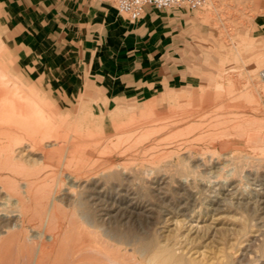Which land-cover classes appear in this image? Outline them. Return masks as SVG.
I'll return each instance as SVG.
<instances>
[{"label":"rangeland","instance_id":"374dc122","mask_svg":"<svg viewBox=\"0 0 264 264\" xmlns=\"http://www.w3.org/2000/svg\"><path fill=\"white\" fill-rule=\"evenodd\" d=\"M189 13L192 40L181 53L174 80L148 83L120 98L101 87L95 92L88 75L74 91L77 70L89 73L92 61L63 60L65 45L53 44L55 34H45L41 28L8 27L0 13V105L8 104L11 111L13 104L26 108V114L32 112L27 109L30 105L59 127L67 140L72 135L82 141L100 138L97 145L85 149L49 140L53 154L43 163L40 154L45 147H27L30 141L39 143L37 132L19 130L20 123L18 128L0 125V159L5 151L24 153L22 161L12 163L17 166L25 164L27 155L31 159L27 168L21 165L24 172L19 167L18 174L24 175L12 174L13 182L33 180L29 199H21L17 211H2L0 206V247L7 246L0 251V263L149 264L146 260L158 250L164 264H187L195 253H205L214 261L226 255L223 264H264V0H206ZM21 81L43 98L24 91ZM80 105L89 106L93 120L109 122L95 128L75 123L67 111ZM114 110L120 114L112 118ZM110 158L125 169L114 178L106 174ZM56 166L65 167L63 174L80 176L78 187L72 190L59 181L58 172L52 170ZM232 168L236 177L226 179ZM147 171L152 172L148 177L143 174ZM184 178L188 183L182 182ZM23 209L30 212L22 213ZM243 221L248 228L242 231ZM22 229L52 232L56 245L48 250L47 244L32 242L28 230L24 234ZM10 245L16 250L13 257H9ZM40 245L45 255L30 259ZM24 246L25 257L21 256ZM141 247L146 255L139 252Z\"/></svg>","mask_w":264,"mask_h":264},{"label":"crops","instance_id":"0c3cea01","mask_svg":"<svg viewBox=\"0 0 264 264\" xmlns=\"http://www.w3.org/2000/svg\"><path fill=\"white\" fill-rule=\"evenodd\" d=\"M0 13L8 27L41 28L45 34H55L53 44L65 45L63 60L92 61L89 73L77 70L78 88L74 91L80 90L88 75L93 77L95 92L101 87L119 98L148 83L174 80L181 53L192 40L193 26L186 9L160 11L146 7L139 19L130 21L117 13L113 0H0ZM21 83L24 91L43 98L32 86ZM118 114L114 110L111 117ZM67 117L75 123L92 124L93 128L109 122L93 120L88 105L67 111Z\"/></svg>","mask_w":264,"mask_h":264},{"label":"bare ground","instance_id":"6f19581e","mask_svg":"<svg viewBox=\"0 0 264 264\" xmlns=\"http://www.w3.org/2000/svg\"><path fill=\"white\" fill-rule=\"evenodd\" d=\"M261 76V75H260ZM263 76V75H262ZM261 76V77H262ZM264 77V76H263ZM4 80V79H3ZM1 82H2V80H1ZM8 85H10V84H8ZM13 87V86H12ZM15 87V86H14ZM16 94V93H15ZM23 99V98H22ZM20 100H21V98H20ZM27 100V99H26ZM1 101V100H0ZM219 101V100H218ZM3 102V101H2ZM6 102V101H5ZM4 102V103H5ZM11 102V101H10ZM28 102V101H27ZM7 103V102H6ZM3 104V103H2ZM12 104V103H11ZM8 105V104H7ZM7 105H0V125L1 124H12V127L13 128H18L17 126H16V124L17 125H19V123H20V127H19V130H32V132L33 131H35V132H37L38 133V136H39V138H40V141H39V143L37 144V143H34V142H28L29 143V145L27 146V147H29V148H32L33 146H36V145H38V146H44L45 147V149L46 150H44V151H42L41 152V161L44 163V162H46L50 157H51V155L53 154V151H52V149L50 150V149H48L49 148V146L50 145H48L49 144V140H52V141H60L61 143H65V144H67V142H70V143H72V145L75 147V149H85V147H90V146H95V145H97L98 143H99V140H100V138H97V137H89V138H91V139H88V140H86V141H82V139L79 137V136H70L69 137V141L67 140V135H65V134H60V132H61V130L59 129V127H56V126H54V124L53 123H50V122H48V120H46L45 118H44V116L42 115V112L41 111H38V112H36V111H34V110H32V108H31V106L29 105L28 106V108L27 109H29V110H31L32 112H30V113H28V114H26L25 113V109L26 108H20V109H17V107H16V105H14L13 104V106L12 107H14V111H11V110H7L6 109V107H9V106H7ZM150 106V105H149ZM263 107V106H262ZM10 108V107H9ZM38 108V107H37ZM215 108H216V106H215ZM24 109V110H23ZM195 109V108H194ZM147 113L148 114H151V113H153L152 112V109H151V107H148V110H147ZM185 114V113H184ZM11 115H13L15 118L13 119V117L11 118ZM15 115H17V116H15ZM74 115V114H73ZM152 115V114H151ZM154 116V115H153ZM18 117V118H17ZM150 116L149 115H147V118H149ZM143 118H145V117H143ZM154 118V117H153ZM160 118V117H159ZM178 118V117H177ZM188 118V117H187ZM152 119V118H151ZM156 119H157V117H156ZM155 119V120H156ZM146 120V119H145ZM154 120V119H153ZM161 120V119H160ZM159 120V121H160ZM156 121H158V119L156 120ZM144 122V121H143ZM146 122V121H145ZM154 122V121H153ZM149 123H150V121H149ZM148 123V124H149ZM143 124V123H142ZM158 124V123H157ZM175 124V123H174ZM255 125V124H254ZM260 125V124H259ZM139 126V125H138ZM135 127V126H134ZM124 128V127H123ZM144 128V127H143ZM237 129V128H236ZM142 130V129H141ZM239 130V129H238ZM64 131V130H63ZM119 131V130H118ZM133 131V130H132ZM232 131V130H231ZM236 131V130H235ZM252 132V131H251ZM259 132V131H258ZM237 133V132H236ZM245 133V132H244ZM226 134H227V132H226ZM225 135V134H224ZM216 136V135H215ZM142 137V136H141ZM205 137V136H204ZM210 137V136H209ZM212 137H213V135H212ZM216 138V137H215ZM255 138V137H254ZM260 138V137H259ZM219 139V138H218ZM217 139V140H218ZM102 140V139H101ZM211 140V139H210ZM251 140H253V139H251ZM263 140V139H262ZM258 141V140H257ZM46 143V145H44ZM262 143V142H261ZM16 144V143H15ZM17 144H19V145H21L22 143H21V141H20V143H19V141H18V143ZM16 146V145H15ZM51 147V146H50ZM264 149V148H263ZM258 150V149H257ZM2 153L1 154H3V151H1ZM201 153V152H200ZM18 154L20 155V156H18ZM18 154H16V152H4V154L3 155H1L2 157H3V159L1 158L0 159V184H1V186L2 187H0V194L2 193L3 194V198L0 200V206H1V210L2 211H10L9 209H12V208H17L18 207V204H19V202H21L20 200L21 199H29V197H30V194H29V190H30V188L32 187L31 185H32V183H33V180L31 179V177H30V179L29 180H32V183H30L29 181H28V183L27 182H23V183H19V185H17L18 183H16V182H13L14 180L12 179V174H15V173H17V175H16V177L17 178H19V176L20 175H22L23 173L22 172H20V175L18 174L19 173V171H20V168L19 167H21V168H23L22 166H24L25 164H26V162H28L29 163V159H30V157L27 155L26 156V158L28 159H25L23 162H25V164H21L20 166H17L19 163H14V164H12L13 162H15L16 160H18L19 162L20 161H22L23 159V157H24V153H22V152H19ZM27 154V153H26ZM208 154V153H207ZM37 155V154H36ZM202 155V154H201ZM25 158V157H24ZM221 158V157H220ZM247 158V157H246ZM31 160V159H30ZM17 161V162H18ZM60 161V160H59ZM109 162L108 163H112V165H109V166H107V168H106V171H107V176L108 177H111V178H114V177H116L117 176V171L118 170H120L121 169V167L120 166H117V165H115L113 162H112V160H111V158H110V160H108ZM213 161V160H212ZM38 162V161H37ZM26 165H28V164H26ZM25 165V168H27L28 166H26ZM40 165V164H39ZM43 165V164H42ZM41 165V166H42ZM223 165V164H222ZM225 165V164H224ZM31 166H33V165H31ZM31 166H29V167H31ZM35 166V165H34ZM36 167V166H35ZM67 167V166H66ZM210 167V166H209ZM25 168H23V169H21L22 171L23 170H25ZM41 168V167H40ZM65 168V167H64ZM64 168L63 167H58V166H56V168H52V170L53 171H56V172H58L57 174H56V178L59 180V181H61V182H63V184H65V185H67V187L69 188V189H75V188H77L78 187V183L80 182L79 181V177L78 176H76V175H70V174H63V170H64ZM29 169H32V168H29ZM28 169V170H29ZM221 169H223V168H221ZM220 169V170H221ZM37 170V169H36ZM40 170V169H39ZM46 170H48V169H46ZM38 171V170H37ZM41 171V170H40ZM125 171V169L124 168H122L121 169V173H123ZM24 172V171H23ZM29 172V171H28ZM27 172V173H28ZM32 172V171H31ZM211 172V171H210ZM236 169L235 168H232V169H230L228 172H227V177H226V179H228V178H230V177H234L235 175H236ZM26 172H25V176H26V174H27ZM36 174V173H38V172H33L32 173V175L33 174ZM186 173V172H185ZM29 174V173H28ZM143 174L146 176V177H148V176H150L151 174H152V172L151 171H147V172H143ZM212 174V173H211ZM24 175V174H23ZM31 176V175H30ZM39 176V175H38ZM41 176V175H40ZM244 176V175H243ZM13 177H14V175H13ZM21 177V176H20ZM27 177L29 178V176L27 175ZM35 177H36V175H35ZM48 177V176H47ZM217 177H219V176H216V178ZM236 177V176H235ZM15 178V177H14ZM36 178H38V177H36ZM40 178V177H39ZM46 178V177H45ZM21 179H24V178H21ZM27 179V178H26ZM25 179V180H26ZM34 180H35V178H34ZM40 180V179H39ZM43 181V180H42ZM244 181V180H243ZM40 182V181H39ZM182 182L183 183H188V180L187 179H185L184 178V180H182ZM34 183H35V181H34ZM38 183V182H37ZM195 183V182H194ZM49 184V183H48ZM209 184H211V182H209ZM227 184V180H225V181H223V185H226ZM5 187V188H4ZM44 188V187H43ZM32 189H33V187H32ZM60 189V188H59ZM31 191H34V190H31ZM37 191V190H36ZM65 191V190H64ZM46 192V191H45ZM66 194H69V192H68V190L66 189V192H65ZM32 196H34V193H33V195ZM36 196H39V197H42L41 196V194L39 195V194H37ZM39 197H37L38 199H39ZM47 197V196H46ZM36 197H34L32 200H33V203H37L36 202ZM34 200H35V202H34ZM39 201V200H38ZM47 201V200H46ZM233 201V200H232ZM31 202V201H30ZM22 203V202H21ZM25 204V207L27 208V206L28 205H31V204H29V201L27 202V206H26V203H24ZM40 204V203H39ZM49 204V203H48ZM46 205V204H45ZM34 206V205H33ZM19 207H21V206H19ZM29 207V206H28ZM15 208V209H16ZM24 208V207H23ZM37 208V207H36ZM18 209H20V208H18ZM34 209H35V207H34ZM38 209V208H37ZM21 210V209H20ZM19 210V211H20ZM26 210V209H25ZM24 209H23V211H22V213L24 212V213H26V211H28V213L30 212L29 210H26L25 211ZM36 210V209H35ZM16 211H17V209H16ZM61 211H62V209H61ZM3 213V212H2ZM17 213V212H16ZM21 213V215H23ZM53 214V213H52ZM57 214H58V212H57ZM2 215V217L3 218H9V216H7V215H4V214H1ZM20 215V214H19ZM64 215V214H63ZM32 217H33V215H32ZM54 217V216H53ZM17 218V217H16ZM29 219H31L30 217L28 218V220ZM53 219V218H52ZM71 219H72V216H71ZM43 220V219H42ZM41 220V221H42ZM50 220V219H49ZM61 220V219H60ZM23 221V219H22V217L20 216L19 217V223H21ZM47 221V220H46ZM28 222V221H27ZM30 222V221H29ZM31 222H32V220H31ZM30 222V223H31ZM244 222V221H243ZM64 223V222H63ZM246 222H244V225H243V227H241V230L243 231V230H246V228H248L247 227V225L245 224ZM55 224H57V222L55 223ZM40 225H41V223H40ZM39 225V226H40ZM20 226V225H19ZM39 226H38V228H39ZM41 227V226H40ZM14 229V228H13ZM19 229H21V227L19 228ZM41 229H42V227H41ZM46 229V228H45ZM47 229H49V227L47 228ZM52 229V228H51ZM56 229V228H55ZM54 229V230H55ZM26 230H28V229H26ZM26 230H25V232H26ZM31 230V229H30ZM40 230V229H39ZM57 231H58V228L56 229ZM60 230V229H59ZM22 231H23V229H22ZM53 231V230H52ZM71 231V230H70ZM11 232V231H10ZM24 232V231H23ZM24 232V234H26ZM28 232L30 233V231L28 230ZM47 232V231H46ZM45 231H42V232H37V231H31V233H30V238H31V241L32 242H34L33 240H37V242L38 241H43L41 244L42 245H45L46 246V244H47V248L48 247H51V245L54 243V241H56V239H54L53 238V236H51V234H52V232H49L50 233V235L48 234V233H46ZM54 233V232H53ZM213 233V232H212ZM16 234H19V233H16ZM12 235H14V234H12ZM20 235V234H19ZM8 236H9V234H8ZM15 237H16V235H14ZM55 236V238H56V234L54 235ZM58 236V235H57ZM81 236V235H80ZM14 237V238H15ZM13 238V237H12ZM18 239L20 238V237H17ZM64 238V237H63ZM3 239H5V238H3ZM9 239V240H8ZM238 239V238H237ZM6 240H8L9 242H10V238L9 237H7V239ZM15 240H16V238L14 239V242H15ZM19 240H17V242H18ZM84 241V240H83ZM3 242V241H2ZM12 242H13V240H12ZM60 242H61V239H60ZM63 242H64V240H63ZM3 243H5V240H4V242ZM40 243V242H39ZM56 243V242H55ZM54 243V244H55ZM71 243V242H70ZM88 243V242H87ZM152 243V242H151ZM154 243V242H153ZM7 244H8V242H7ZM10 244V243H9ZM19 244V243H18ZM36 244V243H35ZM38 244V243H37ZM82 244V243H81ZM15 245V244H14ZM24 244H22L21 245V247L23 246ZM42 245H40L39 246V248L37 249V253H35L34 252V254L32 253L31 255H29V258L30 259H35L39 254L41 255V254H44V252L42 253V251L44 250H42ZM49 245V246H48ZM56 245V244H55ZM59 245V244H58ZM72 245V244H71ZM150 245V244H149ZM155 245V244H154ZM4 246H5V244H4ZM4 246H2V244H1V249H0V251L4 248ZM18 246V245H17ZM26 246H27V244H26ZM33 246V245H32ZM36 246V245H35ZM79 246V245H78ZM148 246V245H147ZM147 246L145 247V249L147 250ZM156 246H157V244H156ZM6 247L7 246H5V249H6ZM13 247V249H15L14 248V246H12ZM20 247V248H21ZM31 247V246H30ZM34 247V246H33ZM52 247H54L53 245H52ZM58 247H60V246H58ZM57 247V249H59L60 250V248H58ZM61 247H63L62 246V243H61ZM149 247V246H148ZM10 248H11V245H10ZM9 248V249H10ZM150 248V247H149ZM158 248H159V246H158ZM163 248V247H162ZM162 248H161V250H162ZM5 249L3 250V252L5 251ZM12 249V248H11ZM11 249H10V251H8V253L9 252H11V253H9L10 254V256L9 257H13V256H11V254L13 255V252H16V250L15 251H13V249H12V251H11ZM29 249H31V248H29ZM28 249V250H29ZM49 249H51V248H48V250ZM63 249V248H62ZM79 249V248H78ZM139 249V248H138ZM144 248H140V253L141 254H145V252H146V250H145ZM151 249H152V247H151ZM21 250H23L22 252H23V254H21V256H23L25 253H28L27 252V249L25 248V246H24V249L23 248H21ZM26 250V251H25ZM47 250V249H46ZM45 250V251H46ZM47 250V251H48ZM161 250H159V251H161ZM7 251V250H6ZM5 251V253H7ZM36 251V250H35ZM64 251H67V250H63V252ZM156 251V250H155ZM3 252H2V254H3ZM25 252V253H24ZM49 252V251H48ZM48 252H46V253H48ZM70 252V251H69ZM68 251H67V253H69ZM75 252H77V251H75ZM75 252H73L74 254H75ZM79 252H81V251H79ZM86 252V251H85ZM153 252V251H152ZM157 252V253H156ZM148 260H146V261H148V263L149 264H164V262H162L161 260L163 259L162 257V255H161V252H159L158 253V250L156 251ZM167 252H168V249H167ZM4 253V254H5ZM53 253V252H52ZM57 253V252H56ZM62 253V252H61ZM164 253V252H163ZM172 253V252H171ZM223 253V252H222ZM15 254V253H14ZM77 254V253H76ZM92 254V253H91ZM152 254V253H151ZM168 255V261H170V259H169V253H167ZM173 254H174V252H173ZM7 255V254H6ZM15 255H17V254H15ZM32 255H33V258H31L32 257ZM45 255V254H44ZM43 255V256H44ZM49 255V254H48ZM62 255V254H61ZM83 255L84 254H82V257H83ZM95 255V254H94ZM146 255V254H145ZM176 255V254H175ZM224 255V254H223ZM5 256V255H4ZM8 256V255H7ZM43 256H42V259L44 260V258H43ZM55 256V255H54ZM102 256V255H101ZM195 256H196V258H192V259H188V263L189 264H223L224 262L223 261H227L226 259L228 258V257H226V255H224V256H218V259H216V261H214L213 260V258H211L209 255H207V254H205V253H195ZM6 257V256H5ZM16 257V256H15ZM14 257V258H15ZM24 257H25V255H24ZM47 257V256H46ZM56 258H59V255L57 254L56 256H55ZM81 257V258H82ZM95 257V256H94ZM93 257V258H94ZM145 257V256H144ZM165 257L166 256H164V259H165ZM171 257V256H170ZM174 257V256H173ZM175 257H177V255L175 256ZM2 257H1V254H0V259H1ZM4 258V257H3ZM13 258V259H14ZM23 258V257H22ZM26 258H27V256H26ZM26 258L24 259H22V260H26ZM29 258H27V263H30L29 262ZM48 258H50V255H49V257H47V259ZM56 258H54L55 260H56ZM79 258H80V256H79ZM97 258V257H96ZM181 258H182V256H181ZM181 258H179L178 260L180 261L181 260ZM4 259H8V257L7 258H4ZM47 259H45V260H47ZM65 259V258H64ZM69 259V258H68ZM76 259V258H75ZM103 259V261H104V258H102ZM172 259V258H171ZM175 259V258H174ZM2 260V259H1ZM10 260H11V258H10ZM10 260H9V262H10ZM15 260V259H14ZM37 260H39V258H37ZM45 260H44V262H45ZM49 260V259H48ZM79 260V259H78ZM109 260V259H108ZM115 260V259H114ZM5 260H3V262H4ZM12 261V260H11ZM18 261V260H17ZM39 261H41V260H39ZM62 261H63V258H62ZM62 261L60 260V262L62 263ZM70 261V260H69ZM81 261V260H80ZM79 261V262H80ZM164 261V260H163ZM167 261V260H166ZM167 261V262H168ZM171 261H173V260H171ZM184 261V260H183ZM13 262V261H12ZM43 262V261H42ZM56 262H57V260H56ZM56 262L54 261V264H56ZM67 262V261H66ZM74 262V261H73ZM176 262H178V261H176ZM1 263H2V261H1ZM0 263V264H1ZM5 263V262H4ZM11 263V262H10ZM24 263H26V262H24ZM23 263V264H24ZM46 263V262H45ZM51 263H53V260H52V262ZM64 263V262H63ZM116 263V262H115ZM170 263V262H169ZM187 263V264H188ZM227 263H229V262H227ZM3 264V263H2ZM6 264V263H5ZM14 264V263H13ZM16 264V263H15ZM34 264V263H33ZM38 264H39V262H38ZM41 264H43V263H41ZM65 264V263H64ZM67 264H69L68 262H67ZM167 264V263H166ZM173 264V263H172Z\"/></svg>","mask_w":264,"mask_h":264},{"label":"built area","instance_id":"2783aa9c","mask_svg":"<svg viewBox=\"0 0 264 264\" xmlns=\"http://www.w3.org/2000/svg\"><path fill=\"white\" fill-rule=\"evenodd\" d=\"M205 3L206 0H114L117 13L130 21L139 19L146 7L160 11L186 9L193 12L203 7Z\"/></svg>","mask_w":264,"mask_h":264}]
</instances>
